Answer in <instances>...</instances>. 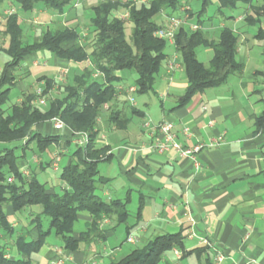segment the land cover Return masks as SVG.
<instances>
[{"label": "crops", "instance_id": "crops-1", "mask_svg": "<svg viewBox=\"0 0 264 264\" xmlns=\"http://www.w3.org/2000/svg\"><path fill=\"white\" fill-rule=\"evenodd\" d=\"M99 1L70 0V9L66 12L64 8L61 13L36 4L31 11H26L30 14L26 21L34 29V38L45 30L72 27L80 31L82 42L86 33L85 21ZM139 1L134 0L135 3ZM12 6V0H5L0 8V72L9 60L5 53L8 39L3 34L5 11L12 9L21 23L20 15ZM241 8V14L226 19L230 25L226 22L217 28L213 22L206 27L198 25L210 39H216L223 26L234 31L237 35L236 59L242 65L241 71L229 75L219 86L195 93L183 106H177V99L187 86V78L179 54L172 44L167 43L170 49H164L162 73L158 80L156 77L151 95L144 94L140 104L129 103L125 90V97L120 95L117 98L118 107L129 118L127 125L117 129L106 123L104 117L100 118L96 141L108 145L111 156L98 163L99 174L108 181L98 188L97 194L106 201L125 202L126 222L117 223L114 215L103 217L90 230L89 239L80 242L72 251L48 244L46 237L39 251L31 254L32 264H55L57 248L64 252L63 264H108L123 251V242L130 233L135 234V241H126L127 245L138 246L122 256L144 246L154 236L178 231L183 236L185 251L191 252L177 258L174 253L177 249L173 248L164 253L158 264L206 261L211 264H264V41L254 38L258 23L245 20L244 16L252 13L251 9L244 5ZM168 14L166 10L157 14L155 23L159 26L166 24ZM259 25L264 26V18ZM72 43L74 41L64 43L62 47H69ZM196 56L208 64L213 50L199 46ZM173 57L179 66L168 70L167 64ZM82 66L83 63L58 59L47 50L26 55L12 86L16 89L14 104H19L24 95L35 88H44L45 80L49 78L53 84L48 92L54 96L59 84L64 83L58 80V76L65 71L68 79L71 74L79 73ZM29 79L32 80L30 84ZM136 95L135 92L132 96ZM126 100L128 102L123 105L122 101ZM130 106L139 114H132ZM147 118L152 123L172 121L173 131L182 145L205 146L196 153L195 159L181 156L170 148L156 150L154 145L160 136L151 135L144 126ZM184 127L189 129L188 136L182 132ZM34 128L42 135H60V141L40 152L42 156L34 154L32 159L26 158L25 151L33 150L30 145L34 143L25 149L20 147L22 152L17 166L24 176L33 175L44 183L49 193H60L65 188L60 179L61 169L69 163L71 153L64 136L71 131L67 126L58 131L51 122L36 124ZM211 139L218 143L208 145ZM9 146L0 143V151ZM56 157L59 161L53 165ZM130 206L134 209L132 212ZM39 212L40 208L15 212L10 204L5 206L11 226L16 229L29 227L31 239L36 238L37 231L30 223H34ZM137 212H140L138 218ZM91 222L89 213L79 212L75 222L78 228L73 230V238L78 239L80 233L88 232ZM46 227L47 220L43 219V228ZM190 233L194 235L189 236ZM14 238L15 235L4 236L0 230V246L4 245L12 257ZM202 239L210 240L211 246ZM8 243L11 246H7ZM200 248L202 251L197 253ZM217 253L221 255L220 261L216 260ZM106 258L110 259L105 261Z\"/></svg>", "mask_w": 264, "mask_h": 264}, {"label": "trees", "instance_id": "trees-1", "mask_svg": "<svg viewBox=\"0 0 264 264\" xmlns=\"http://www.w3.org/2000/svg\"><path fill=\"white\" fill-rule=\"evenodd\" d=\"M5 0H0V8ZM21 10L31 11L36 4L54 10L64 11L70 0H12ZM182 0H148L146 3L125 2L119 0H100L91 8L88 31L80 41L79 32L72 27L45 30L31 42H23V31L18 15H7L4 22V36L8 39L5 53L9 56L0 72V143L10 144L0 151V230L4 236L15 235L13 247L16 256L12 257L4 245L0 246V264H32L31 254L37 253L44 244L45 238L53 233L62 242V248L75 250L78 244L89 239V232L96 227V222L103 217L115 216L117 223H125L128 212L125 202L106 201L96 190L108 181L101 176L98 163L110 159L108 145L96 141L99 132V118L117 129L124 128L129 118L118 107L117 86L120 71L134 72L136 94L144 95L153 91L157 74L165 60L164 49L167 42L155 35L159 25L154 17L164 10L168 16L187 6L188 17L193 13ZM200 9L197 22L202 25L201 16L206 11L210 0H197ZM217 13L232 11L239 5L248 6L252 13L245 20L258 23L254 38L264 41V26L259 25L264 18V0H217ZM125 10L127 20L121 19L117 12ZM180 14L181 11L179 10ZM179 14V15H180ZM228 18V17H226ZM131 23L128 38L125 23ZM74 41L69 47L62 44ZM174 49L179 54L187 86L177 99V106H183L195 93L206 88L216 87L226 82L229 75L239 72L242 65L236 59L237 35L223 26L216 39H210L207 33L198 28L190 30L182 26L175 34ZM199 46L210 47L213 56L208 64L197 59L196 49ZM50 51L58 59L83 63L79 73L71 74L65 83L59 84L62 95L51 96L53 80L46 79L43 93L46 97L45 107L34 104L35 91L24 95L19 104L9 108L4 105L9 100V92L16 80V71L23 58L38 51ZM85 62L88 65H85ZM98 71L100 77H93ZM106 104V108L102 106ZM132 114H139L130 106ZM60 118L71 131L64 136L66 145L70 137L78 132H86L89 141L84 147L75 146L70 153V161L61 169L60 179L65 188L60 193H49L45 184L35 176H24L17 166L19 156L15 149H25L34 143L38 151L43 152L49 146L60 141V135H42L35 131V125ZM12 178L11 180H9ZM10 204L13 211L20 212L38 206L40 212L35 215L34 223L37 236L31 239L30 228L16 229L7 220L5 206ZM87 212L92 217L89 231L80 233L78 239L72 236L73 227L79 212ZM137 218L140 212H137ZM43 219L47 227L43 228ZM129 228V227H128ZM185 251L181 232L166 233L152 237L144 246L131 250L128 254L111 259L108 264H158L165 252L171 249ZM197 249L196 252H201ZM198 264H211L209 261Z\"/></svg>", "mask_w": 264, "mask_h": 264}, {"label": "built area", "instance_id": "built-area-1", "mask_svg": "<svg viewBox=\"0 0 264 264\" xmlns=\"http://www.w3.org/2000/svg\"><path fill=\"white\" fill-rule=\"evenodd\" d=\"M187 10H188L187 6H184L180 9L181 14L179 16H177V15L168 16L166 24L163 26H159L158 29L155 31V35L158 38L165 40L167 43L174 45L175 34L179 30V28H181L182 26H185L187 23V20H188V14L186 13ZM5 13L7 15H10L13 13V10L12 9L7 10V11H5ZM119 17L121 19H127L128 13L124 12L123 14L119 15ZM198 28H199V26L197 24H193L191 26V30H196ZM178 66L179 65L176 63V61L173 57V59H171L168 62L167 69L172 70ZM100 76H102V74L98 71H95L93 73V77H100ZM58 80L60 82H65L66 75L64 72H62L58 76ZM117 88L125 90V92L128 95L127 96L128 101L131 104H134V97L132 95L137 90L135 85L128 86L127 88H124L121 85H118ZM34 91L36 94V100L34 102L38 105H45L46 97L43 93V87H37V88H35ZM102 107L106 108V104L103 105ZM52 124H53V127L58 131L65 129V127H66L64 122L58 117H54L52 119ZM144 126L150 131L151 135L154 136L156 134V135L160 136V138L156 141V143L154 145V148L156 150H159V151L170 148V149H174L175 151H177L181 156H189L192 159H195L196 153L202 147L205 146V144H196L193 147H187L185 145L180 144L177 140L175 132L173 131L174 124L170 120H163V121L158 122V123H152L151 121L147 120L144 122ZM182 132L186 136L189 135V129L187 127H184L182 129ZM69 139H70V142L72 144H74V146L84 147L85 145H87V143L89 141V135L86 132H78V133L72 134V136ZM217 143L218 142L216 140L211 139V141L208 142V145H215ZM57 161H59V157L54 158L53 165L56 164ZM196 165H197V163H196ZM134 235H135L134 233H130L126 238V241L127 242H134V239H135ZM190 235H194V233H190L189 236ZM202 241L206 245L211 246L210 240L202 239ZM61 250L62 249L57 248L58 257L55 261V264H63L65 256H64L63 251H61ZM174 253L177 256V258H180L182 255L181 251H179V250H174ZM216 255H217L216 260L220 261L221 260L220 253H217Z\"/></svg>", "mask_w": 264, "mask_h": 264}, {"label": "rangeland", "instance_id": "rangeland-1", "mask_svg": "<svg viewBox=\"0 0 264 264\" xmlns=\"http://www.w3.org/2000/svg\"><path fill=\"white\" fill-rule=\"evenodd\" d=\"M123 1V0H122ZM147 1H145V0H140L139 2H137L138 4L139 3H146ZM5 3H7V2H5ZM181 3L183 4V5H188V7L190 8V10L192 11V13H193V15L192 16H190V17H188V20H187V23H186V27L189 29V28H191V26L193 25V24H195L196 22H197V12L199 11V9H200V2L199 1H197V0H182L181 1ZM12 4H13V6L12 7H14V9H16V11L18 12V14L20 15V19H21V23H20V26H21V28H22V31H23V37H22V41L23 42H31L33 39H34V29H32V25H31V23L30 22H28V21H26V18L28 17V15L30 16V14H29V12H26V11H23V10H21L20 9V7L18 6V4L17 3H15L14 1H12ZM39 5H41L40 3L39 4H37V6H39ZM72 6V4L69 2L67 5H66V7H65V11L67 12L69 9H70V7ZM243 5H240V6H238L236 9H234V10H232V11H229V10H225V12H224V15H220V14H218L216 11H217V3H216V1L215 0H210V2L208 3V5H207V8H206V11L204 12V14L201 16V20H202V26L203 27H206V26H208L211 22H213V24L215 25V27L217 28V27H219V26H221V23L222 22H226L228 25H230L231 23H229V22H227L226 21V17H229V16H238L239 14H241L242 13V7ZM184 7V6H183ZM182 7H180V9H181ZM179 9V10H180ZM179 10L177 11V12H175L174 14H172V15H177V16H179V14H180V12H179ZM124 12H127V11H125V10H121V11H118L117 12V15L119 16V15H121V14H123ZM167 12H168V10H167ZM187 13V12H186ZM92 15V12H89V14H88V19L85 21V26H86V28H88L89 27V16H91ZM157 18V15L154 17V19H156ZM124 20H127V19H124ZM165 25V24H164ZM125 33H126V37L128 38V36L130 35V32H131V27H132V25H131V23H129V22H126L125 23ZM161 26H163V25H161ZM84 29V31L85 32H87L88 30L87 29ZM49 29H52L51 27H49ZM80 32V31H79ZM37 34H39V32L37 33ZM169 44H167V46H166V50H168L169 51V47L170 46H168ZM20 67H21V64H20ZM162 68H163V62H162V65H161V68H160V70H159V72H158V74H157V80H158V77H159V75H160V73H162ZM19 71V69H17V71H16V73ZM64 73H65V75L67 76V74H66V72L65 71H63ZM117 74H119V75H121V80H120V85L122 86V87H124V88H127L128 86H131V85H134V81H135V79H136V74L134 73V72H128V71H120V72H117ZM67 80V79H66ZM31 79H29L28 80V84H30L31 83ZM157 82V81H156ZM65 83V82H64ZM118 89V88H117ZM15 90L16 89H13V88H11L10 89V94H9V100L7 101V103L4 105V107L5 108H9V106L10 105H12V104H14L15 103V97H14V92H15ZM119 91H120V94L118 95V96H120V97H122V96H124L125 97V93L123 92V90L122 89H118ZM62 93V91H61V89L60 88H57V92H56V94L55 95H58V96H60V95H62L61 94ZM148 94H150V93H148ZM148 94H146V95H148ZM151 95V94H150ZM143 98V95H136L135 97H134V103H137V104H140V102H141V99ZM128 101L126 100V101H122V103H123V105H124V103H127ZM156 102H157V100H156ZM130 103V102H129ZM142 105V104H141ZM140 105V106H141ZM54 118V117H53ZM52 118V119H53ZM52 119L50 120V121H48V122H51L52 123ZM100 119V118H99ZM148 119V118H147ZM148 121H151V120H149L148 119ZM152 122V121H151ZM52 126H53V124H52ZM55 129V128H54ZM90 138V137H89ZM31 147H33V150H31V149H28V150H26L25 152H26V158L27 159H32V157H33V155L35 154V155H40V156H42L41 155V153H40V151H38V150H36L34 147V144H32V145H30ZM74 144H72V143H70V145L68 146V148H69V150L70 151H72L73 149H74ZM21 152H22V150H21V148L20 147H18V148H16L15 149V154L16 155H20L21 154ZM60 157H62V153L60 154H58ZM45 156V155H44ZM53 161H54V158H53ZM58 162V161H57ZM99 163H101V162H99ZM63 164V163H62ZM41 175H40V180H41ZM43 180V179H42ZM59 191V190H58ZM96 193H98V189L96 190ZM32 209H35V208H39L38 206H33V207H31ZM134 209H133V207L132 206H130V211L132 212ZM77 228H78V226L75 224V226H74V228H73V230H77ZM136 231V230H135ZM46 241L48 242V244H51V245H55V246H62V242H61V240L58 238V237H55L54 236V234L53 233H51L49 236H47V238H46ZM134 241H135V239H134ZM123 244H124V249H123V251L121 252V253H118V255L116 256V258H119L120 256H122L123 254H125L130 248H133V247H136V246H138V245H127V243H126V240H125V242H123ZM7 246H11L9 243H8V245ZM11 248H12V253L14 254V256H16L17 257V255H16V253H15V251H14V247L13 246H11ZM62 251V250H61ZM64 253V252H63ZM113 255V254H112ZM110 258H106V260L105 261H108Z\"/></svg>", "mask_w": 264, "mask_h": 264}]
</instances>
